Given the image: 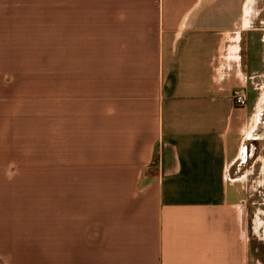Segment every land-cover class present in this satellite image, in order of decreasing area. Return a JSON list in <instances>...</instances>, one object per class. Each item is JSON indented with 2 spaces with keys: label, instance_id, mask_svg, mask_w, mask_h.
I'll use <instances>...</instances> for the list:
<instances>
[{
  "label": "crops",
  "instance_id": "crops-1",
  "mask_svg": "<svg viewBox=\"0 0 264 264\" xmlns=\"http://www.w3.org/2000/svg\"><path fill=\"white\" fill-rule=\"evenodd\" d=\"M2 129L0 264H264V0H0Z\"/></svg>",
  "mask_w": 264,
  "mask_h": 264
},
{
  "label": "rangeland",
  "instance_id": "rangeland-1",
  "mask_svg": "<svg viewBox=\"0 0 264 264\" xmlns=\"http://www.w3.org/2000/svg\"><path fill=\"white\" fill-rule=\"evenodd\" d=\"M47 31L42 32L40 34H36L37 40L40 42L36 45H33V47H38L40 44V47H44V52H46L45 56H41L40 65L36 63L35 65H32L37 70L32 69L31 76H30V90H29V97H17L16 100V107L20 106L21 104H27L29 103L32 105V109H37L38 104V84L40 79L47 78L48 81V88L47 90H51L50 82L53 81L54 78V71H55V60H54V18L53 17H47ZM37 42V41H36ZM42 51V48H41ZM40 68V71L38 69ZM12 132L11 130L2 129L0 130V143H5L4 145H0V155L2 157H11V159H1L0 160V184H23L24 178L21 176L20 171L18 170L17 164L22 163L21 160L15 159L17 158V153L22 152V147H17V151H13V146H10L9 142H11L14 138L10 134ZM33 144V141H32ZM35 146L31 145V148ZM15 155V156H14ZM27 183H33L27 182Z\"/></svg>",
  "mask_w": 264,
  "mask_h": 264
},
{
  "label": "built area",
  "instance_id": "built-area-1",
  "mask_svg": "<svg viewBox=\"0 0 264 264\" xmlns=\"http://www.w3.org/2000/svg\"><path fill=\"white\" fill-rule=\"evenodd\" d=\"M232 99H233L234 103L237 105H244L246 102V98H245L244 94H242V92H240L239 90H235L233 92Z\"/></svg>",
  "mask_w": 264,
  "mask_h": 264
}]
</instances>
